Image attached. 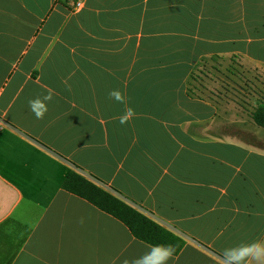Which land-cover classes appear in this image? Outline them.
I'll use <instances>...</instances> for the list:
<instances>
[{"label":"crops","instance_id":"crops-1","mask_svg":"<svg viewBox=\"0 0 264 264\" xmlns=\"http://www.w3.org/2000/svg\"><path fill=\"white\" fill-rule=\"evenodd\" d=\"M234 56L264 73V0H0V264H122L150 250L62 190L70 172L180 237L168 264H221L226 248L264 243V135L220 67ZM203 61L201 100L187 84ZM49 90L38 120L28 102ZM126 107L136 115L122 126Z\"/></svg>","mask_w":264,"mask_h":264},{"label":"trees","instance_id":"trees-1","mask_svg":"<svg viewBox=\"0 0 264 264\" xmlns=\"http://www.w3.org/2000/svg\"><path fill=\"white\" fill-rule=\"evenodd\" d=\"M210 60L216 64L215 58ZM239 60V56L231 57L220 67L235 77V81L230 80L238 87V90H234L237 93L238 103L247 112L252 124L264 129V73L257 68H245ZM207 65V62L203 61L194 68L187 84L190 97L203 100L207 96L202 92V82L208 76ZM210 67L215 72L219 71L223 74V71L215 65ZM61 187L65 192L88 202L102 213L119 221L136 240L150 247L174 245L176 250L173 256L178 255L184 247L185 243L180 237L157 225L112 193L78 173L70 172Z\"/></svg>","mask_w":264,"mask_h":264},{"label":"clouds","instance_id":"clouds-1","mask_svg":"<svg viewBox=\"0 0 264 264\" xmlns=\"http://www.w3.org/2000/svg\"><path fill=\"white\" fill-rule=\"evenodd\" d=\"M54 92L49 90L43 97L29 100V109L36 119L44 118L48 111L47 103L52 100ZM108 99L114 103L127 104V98L119 89H113L108 93ZM136 113L132 107H126L123 114L118 118L123 126L135 117ZM83 221H81L82 223ZM174 245H154L150 250L139 257L124 259L122 264H168L175 253ZM221 264H264V243H242L235 247L226 248L218 257Z\"/></svg>","mask_w":264,"mask_h":264},{"label":"rangeland","instance_id":"rangeland-1","mask_svg":"<svg viewBox=\"0 0 264 264\" xmlns=\"http://www.w3.org/2000/svg\"><path fill=\"white\" fill-rule=\"evenodd\" d=\"M230 102H231V100L230 99H228ZM222 101H223V99H222ZM238 123H244V125L245 124H247V121L245 120V119H243V120H238ZM250 131L255 135V136H258V137H260V136H263L264 135V129H261V128H259V127H257V126H255V125H252V124H250ZM264 141V140H263Z\"/></svg>","mask_w":264,"mask_h":264},{"label":"built area","instance_id":"built-area-1","mask_svg":"<svg viewBox=\"0 0 264 264\" xmlns=\"http://www.w3.org/2000/svg\"><path fill=\"white\" fill-rule=\"evenodd\" d=\"M80 5H81V3H77V4H76V7L78 8V7H80Z\"/></svg>","mask_w":264,"mask_h":264}]
</instances>
